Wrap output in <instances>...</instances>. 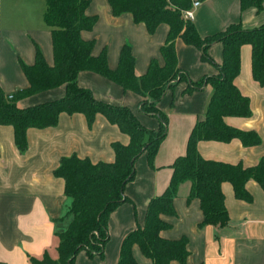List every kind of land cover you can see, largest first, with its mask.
Returning <instances> with one entry per match:
<instances>
[{
  "label": "crops",
  "instance_id": "obj_1",
  "mask_svg": "<svg viewBox=\"0 0 264 264\" xmlns=\"http://www.w3.org/2000/svg\"><path fill=\"white\" fill-rule=\"evenodd\" d=\"M88 16L97 17L90 31H83L85 40H94V56L106 52L110 69L116 70L120 53L128 43L135 57V72L143 76L150 62L164 63L161 48L165 44L169 26L160 24L149 33L142 23H135L129 13L114 16L107 0H89ZM199 1V0H197ZM194 10L193 23L202 37L225 31L230 25L240 23L245 29L264 25V10L241 9L240 0H204ZM45 0H0V90L13 94L29 86L21 62L33 65L37 49L46 62L54 64L51 30L44 22ZM179 67L191 81L198 82L217 74V68L201 58V52L182 39L176 42ZM217 64L223 62V44H213L208 51ZM241 68L234 84L250 100L252 115L249 118L229 116L225 122L235 128L255 130L261 144L245 147L238 139L229 142L200 141L198 151L204 159L229 164L257 166L264 161V85L253 78L252 46L243 45L240 52ZM78 84L91 90L96 100L131 109L146 128L157 130L159 120L141 112L144 98L93 72L81 71ZM187 83H179L158 102L157 108L168 117V131L154 161L149 165L147 155L136 163L135 178L125 186L128 202L121 204L109 216V240L104 247V257H89L80 252L76 264H117L123 239L145 223L148 204L162 195L169 186L174 161L185 155L189 136L196 124L205 118L212 96L211 84L200 90L185 92ZM65 96V86L53 88L17 101L21 108L55 101ZM130 137L104 116L97 115L89 126L81 113H61L56 126L27 130L28 148L20 152L15 144L14 129L0 125V264H32L30 257L41 258L46 252L58 259V233L66 230L69 217L65 212L71 199L65 195V181L55 176L63 157L74 154L89 158L93 163L113 162L114 142L128 144ZM246 188L251 202L237 199L233 187L225 182L222 191L229 212L225 227L206 225L199 199L188 202L191 183L179 186L173 201L176 214L162 215L171 224L161 231V236L177 240L189 239L190 255L187 264H264V190L255 180ZM133 256L138 264H153L135 244ZM171 264H180L177 261Z\"/></svg>",
  "mask_w": 264,
  "mask_h": 264
},
{
  "label": "trees",
  "instance_id": "obj_2",
  "mask_svg": "<svg viewBox=\"0 0 264 264\" xmlns=\"http://www.w3.org/2000/svg\"><path fill=\"white\" fill-rule=\"evenodd\" d=\"M44 22L51 30L54 64L50 66L40 49H37L33 65L21 62L29 86L13 93V97L0 90V125L14 129L15 144L20 152L28 148L27 130L56 126L59 115L81 113L92 126L97 115L104 116L130 137L128 144L114 142L113 162L93 163L89 158L74 154L63 157L55 176L65 181V195L71 204L65 212L69 224L58 233V259H52L46 252L41 258L30 257L32 264H76L80 252L87 256L104 257V247L109 240L108 221L110 214L121 204L128 202L125 186L136 175L135 163L143 154L149 165L154 167L155 157L168 131V117L157 108L169 90L179 83H187L185 92L200 90L205 84L213 88L205 118L193 128L185 155L178 157L171 165L173 174L165 192L150 200L143 227L130 232L122 241L117 264H138L132 248L137 244L145 257L153 264H171L177 261L187 264L190 251L189 239L184 236L170 240L161 236V231L171 224L162 215L176 214L173 201L179 186L191 183L188 202L199 199L204 219L200 224L225 227L229 224V212L225 205L222 185H232L235 197L245 202L252 201L246 188L249 180H255L264 190V161L257 166L229 164L204 159L198 151L200 141L229 142L238 139L243 146L261 144L255 130L244 131L228 125L229 116L249 118L252 115L250 100L242 95L234 84L241 68L240 52L243 45L252 46L253 78L264 85V25L245 29L238 24L230 25L225 31L202 37L192 21H186L183 12L192 7L193 0H107L114 16L129 13L135 23H142L149 33L166 23L169 32L161 48L164 63L157 59L150 62L143 76L135 72V57L132 47L126 43L120 53L116 70L109 68L106 52L99 56L92 54L95 41L85 40L83 31H90L97 17L88 16L89 0H45ZM201 1V0H199ZM204 1V0H202ZM241 9L264 10V0H240ZM182 39L187 45L196 47L205 62L217 68V74L207 76L198 82L191 81L178 65L176 42ZM216 43L223 44V62L217 64L210 57L209 48ZM81 71H93L120 85L125 91H132L144 98L141 112L159 120V128L144 127L134 113L125 106H116L95 99L91 90L81 87L77 78ZM65 86V96L43 104L21 108L17 101L39 92Z\"/></svg>",
  "mask_w": 264,
  "mask_h": 264
},
{
  "label": "built area",
  "instance_id": "obj_3",
  "mask_svg": "<svg viewBox=\"0 0 264 264\" xmlns=\"http://www.w3.org/2000/svg\"><path fill=\"white\" fill-rule=\"evenodd\" d=\"M200 2L197 1V0H193V4H192V7L188 10H185L183 12V17L186 21H193V18H194V10L195 8H197L199 6ZM13 95L12 94H9V98H12Z\"/></svg>",
  "mask_w": 264,
  "mask_h": 264
}]
</instances>
